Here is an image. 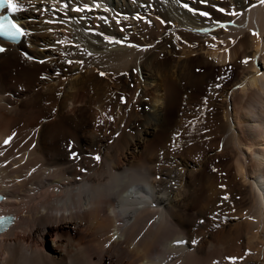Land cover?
<instances>
[{"label":"bare ground","instance_id":"1","mask_svg":"<svg viewBox=\"0 0 264 264\" xmlns=\"http://www.w3.org/2000/svg\"><path fill=\"white\" fill-rule=\"evenodd\" d=\"M229 1L232 10L243 15L174 26L201 42L195 51L199 64L219 72L234 65L241 71L227 87H221L222 80L210 86L218 95L222 117L204 113V124L186 130L193 136L182 147L199 161L198 168L168 156L159 168L162 137L156 134V122L178 86L173 79L164 88L156 82L154 61L147 59L142 71L137 54L149 43L136 41L141 46L131 47L135 44L126 38L147 28L153 1L18 0L27 11L16 19L31 35L19 45L8 44L0 55V193L6 195L0 215L17 217L0 236V264H232L230 257L239 258L236 264H264V4ZM85 5L92 11H73ZM49 20L64 23H46ZM218 22L228 26L220 28ZM63 32L73 33L79 48L64 44L63 54L56 56L60 50L55 40ZM162 33L167 37L169 32ZM105 37L123 43L110 44ZM167 44L174 53L170 41L161 51ZM188 56L182 51L171 66H184ZM132 69L150 81L139 85L135 97L157 94L149 113L152 121L143 132L122 136L119 129L116 139L98 141L101 135L92 148L84 138L88 134H80L76 158L56 155L59 141L77 133L69 109L80 92L97 85L100 101L99 73ZM185 71L186 88H192L200 76L191 68ZM8 137L13 138L5 144ZM214 160L221 161L214 164L216 173L206 170Z\"/></svg>","mask_w":264,"mask_h":264},{"label":"rangeland","instance_id":"2","mask_svg":"<svg viewBox=\"0 0 264 264\" xmlns=\"http://www.w3.org/2000/svg\"><path fill=\"white\" fill-rule=\"evenodd\" d=\"M246 1L250 2L251 0L250 1L246 0ZM151 2L152 3H150V4H151L152 9L150 11V14L153 13V15H150V16H151V18L155 17L154 18L155 20L153 18L152 19L150 18L149 20L152 21L151 24L146 23L147 20H146V22L144 21L145 22L144 25L146 24L145 27H147V28L143 32H141L140 34L136 33V35L133 33V34H131L132 36L128 35L126 38L132 39L134 37L133 40L129 39V43H130V41H132L131 44L134 43L135 45H137L139 47L141 45L136 44V41H138L141 44L149 43V45L147 47H145L144 50H142V51L140 50V52H138L137 55L140 58H138L137 61H138V63H141L140 64L141 68H142L143 64L147 61V59H149V62H150V60L154 61V62H152V64L155 65L153 67L154 68L153 70L155 71V74L159 77V78L157 77L156 82L158 84H160V86L162 88H164V85L166 84L167 80H169V79H173L178 86V91L174 95V97L169 96V95L167 96V104L163 110L164 111L163 116H162L163 118L160 119L161 121L159 120L156 122V123H158L156 134L158 136L160 135L163 139V141H162V139L160 140V142H161L160 144L158 143V145H159V147L157 148V150H158L157 159L158 160L156 159V163L159 166V168H161L164 166V164H166L164 162L169 161L168 158H170V160L177 159L178 161H181L183 164H186V165L187 164H193V165H195L196 168H198L199 161H197V159L195 157L192 158V157H190V155L187 156L188 152H187L186 148L182 147V146H185V144L187 143V141H188L187 139L190 138L191 136H193V135H191V133H188L189 131H186V130L187 129L190 130L189 127H191L190 132L195 131V128L193 127V129H194L193 130L192 126L196 124L195 127H197L198 124H200V122L203 121L202 117H204L203 115H205V114H208V113H210L211 115H217L218 114L219 116L222 117V111L218 106V100H217L218 95L216 94L217 96L216 95L214 96V94L210 90L211 89L210 86L213 84H216V81L222 80V83H221L222 86L221 85L220 86L221 87H227L231 83V81L237 76L236 74H239L241 70L239 67L234 66V65L233 66L229 65V66L223 67L224 72H219L220 69H218V68L213 70V68H211L210 66H206V67L202 66L201 64H199V60L195 57V55H196L195 51H197L200 48L201 42L196 40L197 37L195 34H194L195 37L189 33L186 36V34L184 35L183 33H181V31L178 30V28L174 27V26H176L178 24L181 25L180 22L183 23V25H184V24H189L190 22L195 23L194 21L212 20L216 17L219 18V16L223 17L226 14L221 13L219 11V9L224 8L226 11H232V8L229 6L231 4V1H229V0H214V1L213 0H188L186 2V0H151ZM185 3H188L189 8H191V9L194 8V11H189L188 9H186L184 7ZM153 9H155V11ZM199 12H208L210 14L209 16H211V17H203L202 16V18H201L200 15H198ZM160 15H162V16H160ZM197 16H198V18H197ZM157 17H160L161 19H163V18L166 19L165 21L167 23H165L164 25L161 24L160 20H158ZM169 18H170V20H167ZM157 21H159V22H157ZM157 23H159V24H157ZM192 23H190L189 25H191ZM172 26L174 28L170 32L169 28ZM193 26H195V25H193ZM161 31L167 32V33L169 32L168 36L165 37L166 35H163V33ZM60 37H61V39H58V40L59 41L64 40L65 41L64 44H66L65 46H67V45L73 46L72 44L75 43L74 45H76V43H78V41L76 40V37L73 36V33L69 34V33L63 32L60 34ZM55 38L56 37H54V39H52V40H55ZM57 38L55 40V43L56 42L58 43ZM169 41L175 44L176 49H175L174 53L170 52V50L172 49L171 44H167L168 49H166L167 51L164 50L165 52L161 51V49L159 48L160 46H164ZM57 43H56V47L59 46V48L57 50L58 51L60 50L59 52L61 54L58 52V55L56 54V56H60L63 54L62 51L64 50V48L62 49L61 46L62 45H63V47H65V46H64V44H60V43L57 44ZM60 47H61V49H60ZM57 50H55V51H57ZM159 51H160V53H159ZM182 51L183 52L185 51V55L190 54V57L188 56L186 59H184V61H186L184 66L173 68V66H171V62L174 59H178L180 57ZM167 52H169V53H167ZM155 57H156V60H155ZM142 58H144V59L142 60ZM187 68L193 69L194 72L200 76L196 80L193 81L192 88L191 87L186 88L187 87V81H184V74H185V72H186L185 70ZM236 68H238V69H236ZM141 70L143 71V68ZM103 73H106V75H104V77L101 76V78H102L101 79L102 80V90H103V94L100 96L101 100L99 101V99H100L98 97L99 94H97V93H99V88L97 85L93 84L94 86H92V85L89 86V89H92L91 87H93L92 90L87 89V90L80 92V96H79L78 101H76L74 103V105H72L69 109L70 110L69 112L73 117L72 118V123H73L72 126L74 125L73 129H75V128H78V129L81 128L82 129V127H83L82 130H84L85 133H83V131L80 132V130L75 129L77 131V133L74 134L75 135L74 137L72 136L68 140L67 139L65 140L63 138L64 140L59 141L60 142L59 147H60L61 153L56 152L55 153L56 155H62V152H63V153H66L70 156L75 154V158H76V156L79 155V153L81 152V147H80V143H79L80 142L79 141L80 140V136H79L80 134L81 135L82 134H88L89 135V136L84 135V138L87 139V142L90 144L89 148H92L93 146H91V145H94L96 142L101 141L102 139L106 140V139H109L111 137L115 138L116 132L119 129H122L120 133L124 132L123 134H121L122 136L124 134H130V135L132 134L131 136L137 137L138 134L141 133V131L143 132L146 124H148L152 121L149 113H150V111L153 110V109H151V107L154 104V101H155L157 94L155 92H153L152 94L146 95L142 99H137L134 95L140 84H141L140 86H142V85H144V84L146 85V84H148V82H150L149 79H147L146 74L144 72H139V71H137V69H132V71H130L128 73H111V74H110V72H103ZM121 74L123 77H121ZM201 75H204V76H201ZM120 77H121V79L119 81ZM103 83H104V86H103ZM65 89H63V90L65 91ZM104 89H105L106 93H105ZM96 90H98V91H96ZM64 91L62 93H64ZM89 91H92V92H89ZM210 91L212 94H210V93L208 94V92H210ZM108 92H111V93L109 94ZM114 92H116V93H114ZM133 95H134V98H132ZM154 95H156V96H154ZM122 98H123V100H122ZM100 102H102V103H100ZM76 109H78V110H76ZM83 109H85V110H83ZM81 115H82V117H80ZM83 116H84L85 121H83L84 120ZM205 116H207V115H205ZM109 117H111V119ZM147 120H148V122H147ZM86 122H88V123H86ZM153 123H155V122L153 121ZM76 124L78 125V127ZM187 124H188V126H187ZM202 124H204V122H202ZM84 126H85V128H84ZM91 129H93V130H91ZM136 130H137V132H136ZM95 131H97L99 134L96 133ZM127 131L130 133H128ZM159 131L161 132V134ZM93 132H95L94 134L95 135L97 134L98 137L97 136L95 137ZM100 133H102V134H100ZM101 135L103 138H101ZM105 136L107 138H105ZM119 136L117 137V139L119 138ZM186 136H187V138H186ZM98 139H100V140H98ZM96 140H98V141H96ZM66 142H68V143H66ZM74 142H76V143H74ZM71 144H74L73 145L74 147ZM162 145H165V146H162ZM160 146H162V147L160 148ZM171 146H172V149L169 148ZM163 148H165V149H163ZM168 148H169V150H167ZM67 150H68V153H67ZM70 151H71V153H70ZM167 156H168V158H165ZM194 158L196 159L197 162H195ZM214 161H212L210 163L209 167H208V165L206 166L207 171L216 173V171H217L216 166L219 165V163H221V161L220 160H216L215 162ZM214 164H216V166ZM213 165L215 166L216 169L214 168ZM212 168H213V170H212ZM53 211H54V213H57V210H53Z\"/></svg>","mask_w":264,"mask_h":264},{"label":"snow or ice","instance_id":"3","mask_svg":"<svg viewBox=\"0 0 264 264\" xmlns=\"http://www.w3.org/2000/svg\"><path fill=\"white\" fill-rule=\"evenodd\" d=\"M29 2H31V0H29ZM261 3L264 4V0H261ZM68 5L65 4V8H67ZM97 7H99V5H97ZM184 7L186 9H188L189 11H194V9H191L189 8L188 4L185 3L184 4ZM4 10H7V13L6 15H0V37H5V38H8V39H11V40H20L21 38L23 37H27L29 35H31V32L23 27L18 21L17 19H14L13 17L19 13H22V12H25L27 11V9L24 7L23 4L19 3L18 0H0V12L4 11ZM47 10V9H45ZM73 11L77 12V13H84V12H91L92 11V7L88 6V5H85L83 7H76L75 9H73ZM219 11L221 13H225L226 15H229V16H233V17H239L241 15H243V12H239V11H235V10H232V11H226L224 8H220ZM200 16H203V17H209V13L208 12H199L198 13ZM104 19V18H102ZM137 20H143L145 19L144 17L142 16H137L136 17ZM157 19L160 20V23L161 24H165L167 23L165 20L161 19L160 17H157ZM46 23H49V24H52V23H61L63 24L64 21L63 20H49V21H46ZM147 23L148 24H151L152 21L151 20H147ZM219 23V27L220 28H226L228 25L225 24V23ZM51 31V29H50ZM207 31V30H205ZM253 35H259V33L257 32H253L252 33ZM105 39L108 40V43L110 44H115V43H123V41H117V40H113L111 39L110 37H105ZM213 39H216V37H213ZM58 43L60 44H64L65 41L64 40H60L58 41ZM222 43V42H221ZM77 48H79V45H75ZM131 47H136V45H129ZM211 47H215V45H211ZM7 49L0 45V53H3L5 52ZM85 54L86 55H93L91 52H88L87 50H85ZM32 57H29V59H31ZM44 61H41V63H43ZM68 63H78V64H81L83 65V60H78V61H71L69 60ZM244 63H248V60L246 59L244 61ZM101 76H104L106 75L105 73L101 72L100 73ZM123 100V98H122ZM111 119V117H109ZM13 137H8L7 140H5V144H9L11 142ZM73 158H75V154H73ZM96 160H99L100 157L99 156H96L95 157ZM225 200L228 199L227 196L224 197ZM14 218H11V217H2L0 216V226H3V225H6L10 220H12ZM178 243H183L182 241L181 242H178ZM230 261L232 262V264H236V261L239 259V258H236V257H230L229 258Z\"/></svg>","mask_w":264,"mask_h":264}]
</instances>
